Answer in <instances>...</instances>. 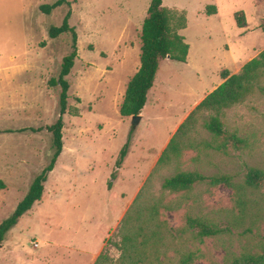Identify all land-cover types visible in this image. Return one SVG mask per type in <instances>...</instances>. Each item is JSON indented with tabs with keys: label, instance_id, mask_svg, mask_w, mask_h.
Returning a JSON list of instances; mask_svg holds the SVG:
<instances>
[{
	"label": "rangeland",
	"instance_id": "1",
	"mask_svg": "<svg viewBox=\"0 0 264 264\" xmlns=\"http://www.w3.org/2000/svg\"><path fill=\"white\" fill-rule=\"evenodd\" d=\"M54 1L0 0V223L14 212L54 150L47 127L59 117V86L50 79L72 51V35L51 38L49 28L60 25L71 10L69 23L78 36V55L67 76L62 153L42 199L0 240V264H96L100 254L107 259L98 264H123V219L128 211L153 203L173 234L163 229V244L148 260L179 264L182 253L193 250L192 264H220L227 247L254 248L256 240H251L264 229V184L251 194L257 203L243 223L232 224L231 233L220 239L202 241L180 232L187 215L210 216L228 226L229 214L237 212L233 191L206 181L191 191L170 193L162 184L178 170L231 173L239 182L248 167L264 170V92L256 88L220 113L225 129L246 139L243 148L228 143L223 153L206 147L213 136L204 121L215 111L200 110L179 137L181 156L161 166L157 162L195 109L184 114L196 96L209 92L223 71L238 73L264 49V1L163 0L186 13L187 25L179 32L190 45V61H161L145 117L137 125L120 114V106L140 67L142 25L151 0H68L50 14L40 9ZM212 4L218 13L208 15ZM238 11L245 13L244 27L235 18ZM259 82L264 86V74ZM156 91L160 108L153 99ZM129 138V153L117 168ZM248 227L252 232L245 231ZM136 230L134 225L131 232Z\"/></svg>",
	"mask_w": 264,
	"mask_h": 264
},
{
	"label": "trees",
	"instance_id": "2",
	"mask_svg": "<svg viewBox=\"0 0 264 264\" xmlns=\"http://www.w3.org/2000/svg\"><path fill=\"white\" fill-rule=\"evenodd\" d=\"M63 4L69 5L70 2L68 0H55L52 3L41 5L40 9L50 14L55 8ZM206 12L208 15L215 14L217 13V7L213 4L208 5ZM70 16L71 10L65 15L60 25H52L48 31L51 38H56L63 33H71L72 35V51L63 58L59 75L50 79L52 86H59V117L47 127L53 134L54 150L49 163L35 176L28 192L19 201L14 212L0 223V240H3L6 233L18 223L19 219L32 209L36 202L42 199L45 183L63 150L62 130L64 115L68 109V91L70 88L67 76L70 74L78 55V36L75 28L69 23ZM235 18L240 27L246 26L244 11H238ZM186 25L185 11L167 7L164 5L163 0H151L147 16L142 25L140 67L128 81L124 99L120 106L122 116L129 117L142 112L147 102L148 93L154 85L161 60L169 58L176 62H187L190 45L187 43L185 36L179 32ZM262 74H264V49L256 57L246 62L238 73L231 74L228 70L223 71L222 78L224 81L207 94L179 126L177 133L171 138L159 157L157 166L170 161L172 157L179 158L181 156L179 137L184 136L194 114L200 110L215 111L204 121L205 128L213 136V141H205L206 147H213L223 153H228V143H232L237 149L243 148L247 142L246 139L240 137L236 131L233 133L228 132L220 118V113L223 109L242 102L256 88L264 92V86L260 85L259 82ZM24 130L25 128L20 129V131ZM130 138L120 151L116 161L117 168L122 166L129 153ZM113 175L116 177V171ZM235 178L236 176L231 173L220 172L215 175H205L197 170H178L174 175L164 179L162 188L170 193L188 192L195 185L206 181L212 186L223 185L233 191L232 197L235 203L233 209L237 212L229 214L231 217L227 215L231 221L228 226H223L222 223L210 216H192L189 214L186 217L185 227L179 229L182 234L192 233L201 241L205 238L220 239L231 233L230 226L232 224L238 226L245 221L250 206L252 203H257V200L251 194L263 187L264 170L257 167H248L243 182L236 181ZM111 184L112 182H110ZM141 192L142 190L136 196L135 203L142 196ZM138 206H140V202ZM167 207L170 208V206ZM134 225L137 226V230L131 232ZM122 228L126 232L122 245L123 264H146V261H149L148 264H157L154 261L160 259L152 261L148 259L154 253L159 252L164 240L162 236L163 229L168 228L166 221L161 220L159 217V204H149L145 208H142L141 205L132 214L128 211L123 219ZM167 231L170 235L173 234L171 227ZM245 231L252 232V228L248 227ZM254 240H256L254 248L243 247L237 251L227 247L220 264H264V229L260 231L256 239L251 241ZM196 257V251H184L179 259V264H192ZM105 258L107 259V257ZM105 258L100 254L96 264L100 263L102 259L106 260Z\"/></svg>",
	"mask_w": 264,
	"mask_h": 264
},
{
	"label": "crops",
	"instance_id": "3",
	"mask_svg": "<svg viewBox=\"0 0 264 264\" xmlns=\"http://www.w3.org/2000/svg\"><path fill=\"white\" fill-rule=\"evenodd\" d=\"M217 7V6H216ZM217 13H218V8H217ZM217 13H215V14H217ZM215 14H212V15H215ZM166 59H169V58H165V60ZM162 61V60H161ZM189 61H190V59H189V54H188V57H187V62H176V63H179V64H183V65H188L189 64ZM162 65H161V62H160V66H159V69H158V72L160 71V67H161ZM158 72H157V74H158ZM231 74H233L232 72H230ZM157 74H156V78H155V82H154V85H153V87L150 89V91H149V93H148V98H147V102H146V105H145V107L146 106H148V104H149V97H150V95H151V90L156 86V81H157ZM223 82V78H222V76H221V78H219L218 80H217V84L215 85V86H213L211 89H210V91L209 92H207L206 94H204V95H202V96H196V98H195V100L194 101H192V104H191V106L188 108V112H184V114H189V112H191V110H192V108H194L195 106H197V104H199L203 99H204V97L207 95V94H209L211 91H213L216 87H218L221 83ZM157 93H159V91H156L155 93H153L154 95H156ZM164 93V92H163ZM160 95L161 94H157L156 96H154V103L156 104V105H159V108L160 107H162V103L160 102ZM164 95H165V93H164ZM141 114V117H142V119L145 117V108H143V110H142V112L140 113ZM183 114V115H184ZM123 170V169H122ZM135 194V191L133 192V196H135L134 195ZM132 196V197H133ZM18 224V223H17ZM16 224V225H17ZM73 257H74V255H73Z\"/></svg>",
	"mask_w": 264,
	"mask_h": 264
},
{
	"label": "water",
	"instance_id": "4",
	"mask_svg": "<svg viewBox=\"0 0 264 264\" xmlns=\"http://www.w3.org/2000/svg\"><path fill=\"white\" fill-rule=\"evenodd\" d=\"M131 118H132V124L137 125L139 123V121L141 120V114L133 115V116H131ZM0 246H1V244H0Z\"/></svg>",
	"mask_w": 264,
	"mask_h": 264
}]
</instances>
